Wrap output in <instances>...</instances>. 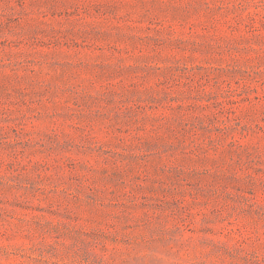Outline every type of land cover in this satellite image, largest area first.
Instances as JSON below:
<instances>
[{
  "label": "rangeland",
  "instance_id": "374dc122",
  "mask_svg": "<svg viewBox=\"0 0 264 264\" xmlns=\"http://www.w3.org/2000/svg\"><path fill=\"white\" fill-rule=\"evenodd\" d=\"M0 264H264V0H0Z\"/></svg>",
  "mask_w": 264,
  "mask_h": 264
}]
</instances>
